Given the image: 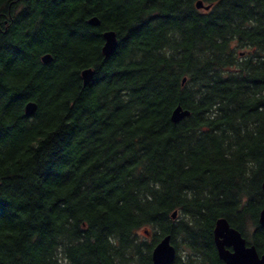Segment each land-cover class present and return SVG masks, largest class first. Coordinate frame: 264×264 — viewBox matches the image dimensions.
<instances>
[{
	"label": "trees",
	"instance_id": "obj_1",
	"mask_svg": "<svg viewBox=\"0 0 264 264\" xmlns=\"http://www.w3.org/2000/svg\"><path fill=\"white\" fill-rule=\"evenodd\" d=\"M198 1L0 0V264H225L220 218L264 253V0Z\"/></svg>",
	"mask_w": 264,
	"mask_h": 264
},
{
	"label": "water",
	"instance_id": "obj_2",
	"mask_svg": "<svg viewBox=\"0 0 264 264\" xmlns=\"http://www.w3.org/2000/svg\"><path fill=\"white\" fill-rule=\"evenodd\" d=\"M198 8L210 9L211 5H205L203 1L197 2ZM90 23L99 25L98 18L92 17ZM104 45L102 47L105 57H109L117 48L118 39L115 31L107 30L103 34ZM50 54L43 56V61L48 63L51 61ZM94 77L93 68H86L82 71V78L84 84L88 85ZM186 78L183 79V82ZM37 104L30 101L26 104L25 110L28 116L36 112ZM190 115V110L178 106L172 113V120L174 122L181 121L183 118ZM264 191V181H263ZM173 217H177V211H174ZM259 222L264 227V204L260 212ZM145 233H148L145 230ZM215 243L218 250V255L225 264H264V253L260 254L254 245H248L246 238L242 235L240 230L232 227L226 218L218 219L214 229ZM177 255V248L172 243V236L167 234L163 236L155 245L152 252L153 264H170L174 261Z\"/></svg>",
	"mask_w": 264,
	"mask_h": 264
},
{
	"label": "rangeland",
	"instance_id": "obj_3",
	"mask_svg": "<svg viewBox=\"0 0 264 264\" xmlns=\"http://www.w3.org/2000/svg\"><path fill=\"white\" fill-rule=\"evenodd\" d=\"M140 233H141V234H144L142 230H140ZM148 236L150 237V235H148Z\"/></svg>",
	"mask_w": 264,
	"mask_h": 264
}]
</instances>
